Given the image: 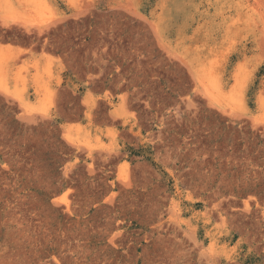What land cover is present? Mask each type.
<instances>
[{"label":"rangeland","instance_id":"rangeland-1","mask_svg":"<svg viewBox=\"0 0 264 264\" xmlns=\"http://www.w3.org/2000/svg\"><path fill=\"white\" fill-rule=\"evenodd\" d=\"M0 264H264V0H0Z\"/></svg>","mask_w":264,"mask_h":264},{"label":"bare ground","instance_id":"bare-ground-1","mask_svg":"<svg viewBox=\"0 0 264 264\" xmlns=\"http://www.w3.org/2000/svg\"><path fill=\"white\" fill-rule=\"evenodd\" d=\"M69 130V129H68ZM66 133V132H65ZM68 133V132H67Z\"/></svg>","mask_w":264,"mask_h":264}]
</instances>
